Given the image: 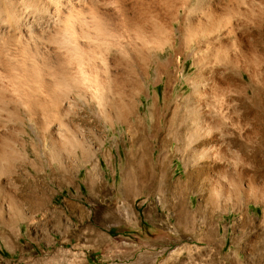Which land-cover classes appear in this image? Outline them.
<instances>
[{
  "label": "rangeland",
  "instance_id": "374dc122",
  "mask_svg": "<svg viewBox=\"0 0 264 264\" xmlns=\"http://www.w3.org/2000/svg\"><path fill=\"white\" fill-rule=\"evenodd\" d=\"M220 1L234 10L200 26L186 5L169 15L178 0H130L166 23L162 42L101 44L94 96L73 75L47 91L0 68V264H264V3L249 49L243 4ZM201 80L223 87L213 103Z\"/></svg>",
  "mask_w": 264,
  "mask_h": 264
},
{
  "label": "bare ground",
  "instance_id": "6f19581e",
  "mask_svg": "<svg viewBox=\"0 0 264 264\" xmlns=\"http://www.w3.org/2000/svg\"><path fill=\"white\" fill-rule=\"evenodd\" d=\"M253 1H255L256 7ZM230 2L231 1H229V3ZM239 2L243 5H235L234 3L236 7L235 10L246 17V23L242 22L241 25L243 32L251 36V38L247 39L248 48L253 49V45L256 46V44L259 43V36L262 35L261 25L258 19L260 14L258 11H254L260 8L264 0H240ZM131 3L130 0H107V2L103 4L93 0H0V68L4 69L3 67L7 65L8 70L10 67L18 80L21 81H19L21 87L27 86L26 88L31 89H40L43 87V89H47V91H54L55 84L60 76L65 78L67 74H69L70 77L76 76L77 81L81 82V85L82 83H87L83 87L90 89L88 93L94 96L99 87L97 85V78H102L100 75L103 73V66L101 64L103 60L102 51L100 50L101 44L104 45L106 42L113 40L115 41L111 43L116 42L118 46L119 44H133L134 42V47H138L139 43V46H143V48L146 49V47L154 44L150 42L153 40L152 36H155L156 40L162 42L163 37H161L160 32L163 31L162 28H165L166 23L164 27H161V24H157V26L149 25L147 19L136 14V8H133ZM229 3L223 4L220 0H178L179 6L177 4H174V6L170 5L168 11L172 18H176L175 16L178 15V9L181 8L182 10L183 8L184 10L186 5L191 8L188 12L193 14L194 17H198L200 14L206 16V20L193 17L196 20V24L202 26L203 24H210L209 22H211L213 18L224 21V12L227 10L226 12L228 14L233 6L231 5L229 7ZM171 6L174 8L172 7L173 9H171ZM184 17L189 24L192 15L186 14ZM248 20L250 22H248ZM172 23L173 22H170V25ZM148 36H151V39H149ZM243 39L241 35L236 42L241 45ZM225 40L224 38H218V49H223L229 45H226ZM153 41L155 42V40ZM244 45L247 46L246 43H244ZM211 46L214 47L213 45H209V48H207L208 46L206 48L210 49ZM199 54L197 55L198 57L196 56L197 59L201 57ZM226 56L225 61L229 64L238 59L235 57L236 55H234V58H228V55ZM205 57L206 56L203 58ZM206 60L208 59L206 58ZM200 62L202 63L204 61ZM10 73L12 74V72ZM202 77L205 76L203 75ZM228 77L232 78L231 72L228 73ZM104 79L106 81V78L103 77V80ZM197 88H201V94H203V97L207 98L210 96L215 97L214 95L218 93V91H223V87H221L220 84H215V82L213 85L209 86L202 81L196 85L195 89ZM238 88V103L236 109L242 108L244 110L250 107V105L247 106L243 100L246 93L242 92V87L240 86ZM56 94L60 96V94ZM195 98L197 99V96H195ZM212 100L213 99H211V101ZM215 101L213 106H216L217 112H221L226 117L229 116L232 112L231 108L225 106L222 102L219 103L220 101L218 99ZM196 109V113H204L206 104H198ZM60 140L61 138L57 139L59 145L63 142ZM123 185L130 184L125 181Z\"/></svg>",
  "mask_w": 264,
  "mask_h": 264
}]
</instances>
